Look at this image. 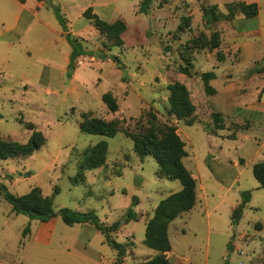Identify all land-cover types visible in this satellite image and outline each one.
I'll return each mask as SVG.
<instances>
[{"label": "rangeland", "instance_id": "rangeland-1", "mask_svg": "<svg viewBox=\"0 0 264 264\" xmlns=\"http://www.w3.org/2000/svg\"><path fill=\"white\" fill-rule=\"evenodd\" d=\"M41 1L48 11V38L54 49H38L25 62L14 59L11 70L4 68L0 74L2 137L24 144L38 131L46 138L45 145L31 156L0 160V264H90L87 259L118 264V251L94 225L68 226L59 216L62 209L94 213L106 226L119 223V231L111 236L127 246L123 264H137L157 255L144 244L146 226L159 203L179 192L182 185L167 177L154 157L141 159L125 132H159L165 125L176 127L186 144L188 156L183 162L196 177L197 195L210 199L208 211L204 201L199 202L184 220L178 217L170 225L171 264H264V190L252 169L244 168L239 184L226 196L227 187L222 190L209 167L201 164L197 170L193 158L195 150L201 157L214 145L208 143L206 132L217 135L221 131L214 130L212 118L218 109L225 111L221 134L229 131L234 136L255 122L263 125L244 105L250 106L258 97L254 87L264 85V61L254 69L247 57L241 61L239 51L226 52L215 28L217 22L207 23L201 0H151L144 13L140 12L144 0ZM57 8L65 24L57 17ZM88 9L105 22L127 24L121 45L109 41L84 16ZM221 20L225 19L218 22ZM67 32L86 52L72 66ZM213 34L219 41L216 49L204 43ZM206 72L218 76L210 82L217 91L213 96L205 92L201 75ZM177 82L185 85L195 106L192 126L170 113L168 87ZM107 93L116 98L117 113H110L103 103ZM84 114L108 122L118 120L121 132L114 138L84 133L80 129ZM102 141L108 143L106 163L81 173L85 152ZM215 141L234 147L231 141L217 137ZM262 146L264 138L260 145L246 142L242 155L248 165L264 162V149L258 152ZM235 153L234 148L220 153L217 162L233 160ZM36 188L52 198L57 213L50 246L37 244L31 232L24 234L29 225L32 230L41 222L15 215L1 194L5 189L24 196ZM247 191L251 200L236 224L231 206L238 207ZM221 198L225 202L214 210ZM130 213L137 214V221H128Z\"/></svg>", "mask_w": 264, "mask_h": 264}, {"label": "trees", "instance_id": "trees-1", "mask_svg": "<svg viewBox=\"0 0 264 264\" xmlns=\"http://www.w3.org/2000/svg\"><path fill=\"white\" fill-rule=\"evenodd\" d=\"M151 0H144L140 6V12L144 13L148 10ZM227 15L218 12L216 6L202 7L204 17H207V23H215L220 19L227 21L232 20L237 14H243L247 18L256 17L259 14V7L256 4L247 5L244 3L228 4ZM57 17L62 24H65L64 19L60 15L59 9H55ZM84 16L91 20L98 31L104 34L109 41L115 42L116 45H121V36L127 31V24L122 21L108 23L101 20L91 9L85 11ZM67 40L72 47L70 56V65H74L76 60L81 56L86 55V52L77 41H72L68 32L66 33ZM205 46L218 48L219 41L216 40V35L204 40ZM188 73V71H186ZM204 83L205 92L209 96L217 93L216 89L210 85V82L216 79L214 72H206L201 75ZM170 96L168 98L170 113L179 121H183L186 125L192 126L195 123V106L193 105L190 94L181 83H174L168 87ZM102 101L108 108L109 112L114 114L119 111V105L116 98L112 94L107 93L102 96ZM214 130L224 129V119L221 113L212 114ZM121 122L105 121L98 118H90L88 115H83V121L80 124L82 132L114 138L121 132ZM126 136L134 143V152L144 159L147 156H152L157 161L160 170L170 179L179 181L182 185V190L170 195L162 200L154 211L153 217L149 220L146 226L144 244L151 250L157 252L150 260L137 264H171L167 254L171 252V241L169 237L170 225L180 216L193 210L197 203V182L192 173L186 168L183 160L188 156L186 144L177 132L176 127L165 125L159 132L154 130L144 133L125 132ZM46 143V138L42 132L35 131L28 142L18 143L4 139L0 134V160L16 159L19 157L31 156L39 151ZM108 143L102 141L88 149L80 165V172L87 169H97L102 167L107 160ZM253 175L258 181L260 188L264 190V162L256 163L253 166ZM4 199L11 204L12 212L15 215H24L30 220H38L42 223H48L57 217L54 210L52 198L42 195L39 189H33L24 196H15L3 189L1 191ZM242 202L236 207L233 212V221L237 224L243 215L244 208L251 200L249 191L242 193ZM135 199L134 205L137 204ZM62 221L68 226L80 224H92L95 228L105 236V242L113 249L118 251V264L124 263V258L127 254V246L122 245L112 239V234L117 233L120 229V224L106 226L100 221L94 213H81L62 209L59 212ZM137 214L130 213L128 221L136 220ZM31 231L30 225L25 229L24 234ZM224 264H229L225 262Z\"/></svg>", "mask_w": 264, "mask_h": 264}, {"label": "crops", "instance_id": "crops-1", "mask_svg": "<svg viewBox=\"0 0 264 264\" xmlns=\"http://www.w3.org/2000/svg\"><path fill=\"white\" fill-rule=\"evenodd\" d=\"M204 1L205 0H201V4L203 6H216L219 10V13L223 15L228 14L226 7L228 4L244 3L247 5H258L259 14L256 17L247 18L243 14L239 13L232 20H221L215 25V28H217L221 33L223 42L222 48L226 52L231 51L234 53L239 51V57L241 61L247 57L251 61V67L255 69L262 61H264V0H224L221 2V4L216 3L208 6L203 3ZM49 29L48 11L45 10V3L41 0H0V74L4 68L8 71L11 70L10 68L12 67L14 59H21L25 62V59H31L34 55V52L38 49L40 51L54 49V42L52 38H48ZM39 36L40 46L38 47ZM66 62H69L68 53L66 54ZM22 73L23 75H26L27 72L23 70ZM257 75L259 76L261 74L259 73ZM23 77L25 78V76ZM217 78L218 76L213 81H216ZM254 89L256 90L258 97L254 99L250 106H247V103L244 106L245 109L252 110L259 120L263 122V125L257 126L258 123L255 122V124H253L249 130L238 132L234 134V136L229 131H224V133L221 134L220 132L223 130H218L219 133L217 135H210L204 130L209 137L208 143H213L214 145L208 146L205 154L201 157H199L197 150H195V153H193L197 170L200 169L201 164L205 165L206 168L209 167L208 169H211V174L214 179H216L218 182L220 181L219 184H221L222 190L224 191V187H227L225 188L226 196L230 191L234 190L235 185L239 184L240 179L244 174V168H250L253 171V166L256 163L263 162V160H259V162L248 165L242 155L246 142L251 141L257 145H260L262 144V140L264 138V85L260 84L255 86ZM229 101V104L233 105V102L231 100ZM218 111L221 114L225 113V111L221 109H218ZM216 137L220 140L233 142L234 147L223 146V144H218L216 141L214 143L213 139ZM233 148L236 152L235 154L237 155L236 158L233 160L228 158L224 164L217 162V156L220 153L231 151ZM263 149L264 146L259 148L258 152L261 154ZM218 168L221 170L219 171ZM214 169H217L219 173L215 172ZM194 178L196 179L195 176ZM197 197L199 201L197 199V204L190 212L196 210V206L202 201H204V206L208 211L210 200L209 197H200L198 195ZM224 202V198H221V202L217 204L214 210H217L220 204H223ZM236 207L237 205L231 206V210L234 211ZM185 214H183L178 219L184 220L183 218ZM210 216L211 212L208 214V217ZM56 222L57 219L54 218L48 223L41 222L39 226H34L30 232L31 236H34V240L37 244L50 246L53 239V231L56 226ZM208 243H210V238L208 239ZM170 254L171 252L167 254L169 261L171 260L169 258ZM99 260L90 261L87 259L86 262H90V264H101L98 263ZM224 263L225 262L222 264Z\"/></svg>", "mask_w": 264, "mask_h": 264}, {"label": "water", "instance_id": "water-1", "mask_svg": "<svg viewBox=\"0 0 264 264\" xmlns=\"http://www.w3.org/2000/svg\"><path fill=\"white\" fill-rule=\"evenodd\" d=\"M48 4H51V0H45ZM96 57H99V54L96 55Z\"/></svg>", "mask_w": 264, "mask_h": 264}]
</instances>
